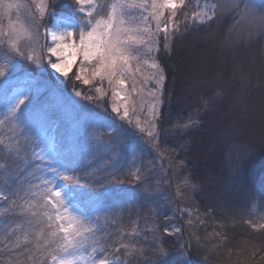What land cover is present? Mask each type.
Returning a JSON list of instances; mask_svg holds the SVG:
<instances>
[{
  "label": "trees",
  "instance_id": "obj_1",
  "mask_svg": "<svg viewBox=\"0 0 264 264\" xmlns=\"http://www.w3.org/2000/svg\"><path fill=\"white\" fill-rule=\"evenodd\" d=\"M198 1L187 0L178 11L176 23L180 31L172 33L167 41L170 44L169 50L165 49L166 41L162 39L159 55L167 71L159 143L165 156L174 165L178 180L189 183L190 203L204 215V224L189 228L180 218V222L183 221L180 233L186 234L184 230L188 228V250L196 264H264V227L253 230L251 225L254 220L262 218L264 209V199H261L264 197V137L261 129L251 130L250 126L261 112L258 98L262 96L263 100L264 89L254 85L256 78L251 75L252 69L242 64L237 65V70L234 68L235 64L230 65L228 71H216L214 67L207 71L200 69L198 76L189 82L190 63L184 53L185 46L189 43L201 49L217 38L223 39L226 36L230 39L231 47L236 44L244 45L248 57L254 56L251 51H255L257 65L260 47L256 42L264 39V29L255 28L251 35L248 28L244 32L232 29L235 25L238 27L239 22H249L246 16L242 17V4L264 14V0H240L239 9L218 11L215 18L205 23L192 18ZM52 8L58 16L71 15L73 2L58 7L52 4ZM53 21L49 18L47 25ZM229 28L231 33L240 32V37L230 36L227 33ZM24 65L30 71L33 70L29 62L25 61ZM261 73L258 80L263 81L264 72ZM217 75L218 79L214 80ZM235 77L236 84H227L228 80L232 81ZM189 86H192L190 91ZM242 86L245 98L237 102V90ZM46 94L48 92L44 91L38 97L43 101L40 105L43 109V130L51 143L59 145L65 158L77 161L79 167L75 175L78 183L73 184L75 194L93 216L99 217L98 222L103 224V232H108L106 237L110 239L115 235V230L118 232L127 214L136 216L138 213H151L149 205L154 202L152 197L128 198L125 194L126 188L137 185L130 173L121 180H110L109 184L96 178L97 172L92 167L97 163L93 158L95 156L88 152H78L79 143L71 137L65 125V114L56 102L44 100ZM218 94L221 96L217 99ZM38 98L37 102L40 100ZM252 107L255 111L251 113ZM226 111L228 113L223 115ZM29 114L25 109L22 116L28 141L22 140L20 145L25 150H32L36 144L29 137V130L35 129L37 122ZM189 123L190 126L186 128L185 125ZM23 154L24 152L10 154L0 148V162L3 163L0 165V184L9 192L27 190L30 185L38 182L33 179L32 173L35 165L42 166V163H26L25 159L22 162ZM218 192H224L226 198H223L224 195L214 197ZM227 203L235 207L227 206ZM1 206L7 207V202L0 201ZM122 208L127 211L126 215ZM148 215L150 217L152 214ZM21 217L15 214V218ZM216 220L220 225L216 224ZM158 221L162 227L167 223V219L161 215L158 216ZM172 238L175 236L165 234V243Z\"/></svg>",
  "mask_w": 264,
  "mask_h": 264
},
{
  "label": "rangeland",
  "instance_id": "obj_2",
  "mask_svg": "<svg viewBox=\"0 0 264 264\" xmlns=\"http://www.w3.org/2000/svg\"><path fill=\"white\" fill-rule=\"evenodd\" d=\"M47 2L49 10L54 11L52 8L53 0H47ZM72 2L74 4L72 0H63V3L59 5H70ZM186 2L187 0H185V4ZM208 3L219 4L220 7L216 9L218 13V11H228L235 8V5L241 3V1L199 0L194 13L204 11V5ZM17 5H27L28 7H17ZM242 6L243 10L247 9L248 12L256 16L261 15L250 6L244 4ZM181 7L178 6L175 9L176 16ZM29 12L36 13L33 0H0V31L7 32L10 25L19 27L30 23L28 19ZM171 12L172 10L165 9L164 17L161 20L162 27L165 22L168 23L170 37L173 33V25H178L176 16L169 20ZM132 14L136 17L137 22L141 21L142 12L140 9H134ZM48 19L46 16L41 24V44L45 46L51 45V38L43 34V29L52 27L54 24L53 21L52 24L47 25ZM194 21L198 22V20ZM148 23L155 31V22L149 18ZM237 24L238 27L235 25L232 30L238 29L240 32H244L245 29L248 28L249 30L250 28V22L242 21ZM227 31L232 37H240V32L231 33L230 28ZM220 38L207 46H202L201 49L195 48L191 43L185 46V58L190 63L189 69L191 72L188 81L190 82L198 76V70L200 69L207 71V69L214 67L216 71H228V67L235 64L234 68L237 70V65L242 64L248 66L250 70L252 69L251 75L256 78L254 85L264 89V80H258V77L262 74L261 72H264V39L256 42L260 47L258 48L257 60L259 63L256 65L255 51H251L254 56L248 57V51L244 45L236 44L231 47L230 39L226 36L223 39ZM162 39H164L163 31L160 32L158 37V49L154 46L151 58L142 57V62L139 64L133 61L132 67L123 77L125 83L122 85L118 84L116 79H113L110 83L107 78L95 76L93 74L96 67L94 59L82 61V57H78L67 76L56 73L46 63L45 57L49 55L46 47L36 50L35 54L41 58L39 65L26 58L18 57L15 61L17 66L10 70V79L23 80L27 78V80H31L29 82L35 90L32 103L26 108L30 112L28 116L37 122V124L35 123L36 128L29 130V137L33 139L32 143L36 142L35 145L38 144L39 147L45 148V150L51 144L48 135L43 130L44 125H42L43 113L41 111L43 109L40 105L43 101L38 98L44 91H47L48 94H46L44 100L56 102L62 109L65 114V125L69 129L71 137L79 143L78 152L81 154L88 152V154L95 156L93 158L97 163H94L92 167L94 172H97L95 174L96 178L102 183L109 184L110 180H121L126 174L130 173L137 181V185L125 189L128 198L134 196L153 198L154 202L149 205L151 213L148 214H152L150 217L148 214L144 215L142 213H138L136 216L127 214L123 226L118 232L115 230V235L112 238L108 239L106 237L108 232L102 231L98 234L104 238L101 240V245L105 246L104 250L108 256L110 258L113 255L119 257L114 264H196L190 257L186 234H188L190 226L204 224V215L190 203L189 183L178 180L174 165L165 156L159 143L160 115L164 103L163 88L167 74L166 68L159 58ZM144 60H147V62H143ZM25 61L30 63L33 68L32 71L24 65ZM153 62L158 63L159 68L163 69L165 79L160 88H157L154 81L146 79L158 72L157 69L151 67ZM81 69L84 71L81 72ZM78 74L81 79L76 78ZM85 78L88 79V84L84 83ZM236 78L232 81L228 80L227 84L228 82L232 85L236 84ZM213 79H218V75ZM191 87H188L189 91ZM97 88L100 89L99 92ZM237 91V102H240L245 98L243 94L244 86ZM77 92L80 95H77ZM220 96L221 94H218L216 98L218 99ZM88 97H91V99H88ZM37 98L40 99L38 102ZM261 99L262 96L258 98L259 105H261L259 117L255 118L250 126L251 130L261 129L264 137V97L263 100ZM113 107L118 108L119 112H114ZM125 107L128 110L127 117L123 115ZM252 111H255L254 107L250 109L251 113ZM4 112L3 93L0 91V114ZM226 113L228 111L224 112L223 115ZM21 121L25 124L23 117H21ZM11 127L12 125L6 122L3 129H0V135L6 138L10 136L9 129ZM16 132L20 133L19 143H22V140L28 141L26 127H23V131L16 128ZM41 141H44V143H40ZM20 152H24L22 162L24 159L26 163L39 161L36 159L38 153L34 155V146L32 150H25L21 147ZM0 165H3V163L0 162ZM137 169H139L138 172ZM136 176H139L140 179H136ZM178 190L180 194H178ZM214 195V197H223L224 192H218ZM223 198H226L225 195ZM227 206L235 207L233 204L228 203ZM123 208L124 215H126L125 212L127 211ZM7 213L6 215L3 212L0 213V264H51L50 257L41 260L38 252L36 256L32 255L36 251L37 239L35 232L39 231V227L35 229V232L29 231L28 241L22 244L20 248H11L9 241L14 242L18 236H22L23 232L28 231V229L23 224L24 217L15 218V214ZM160 215L162 218L167 219V223L163 227L161 222L158 221ZM180 218L188 227L185 229L186 231L184 230L186 234L183 235L174 231L175 228L180 229V226H183V221L180 222ZM215 222L220 225L218 220ZM98 224L101 228L103 227V224L99 222ZM17 225H20V227L18 228ZM251 225L253 230L264 227V209L262 210V218L254 220ZM166 228L167 232L165 231ZM165 234H170L175 238L168 239V242L165 243ZM40 242L42 243V241ZM121 244H134L137 249L141 250L142 255L128 257L125 255V249L123 248L120 252H115V249ZM101 258H103V254H98L97 259Z\"/></svg>",
  "mask_w": 264,
  "mask_h": 264
},
{
  "label": "snow or ice",
  "instance_id": "obj_3",
  "mask_svg": "<svg viewBox=\"0 0 264 264\" xmlns=\"http://www.w3.org/2000/svg\"><path fill=\"white\" fill-rule=\"evenodd\" d=\"M33 3L36 13L29 12L30 23L19 27L10 25L7 32L0 31V91L3 93L5 108V112L0 114V129H3L6 122L12 125L10 136L6 138L0 135V148L10 154H18L21 150L18 139L20 133L16 132V128L23 131L21 117L35 96V90L27 78L10 79V70L17 66L16 58L23 57L39 65L41 58L35 54L36 50L46 47L49 54L45 57L47 65L64 76L71 71L78 57H82V61L94 59L95 76L107 78L110 83L116 79L122 85L125 83L123 77L132 67V62L139 64L142 57L151 58L154 46L158 49L161 31L166 41L164 47L170 49L167 43L171 35L168 23L161 26L164 10H172L171 20L176 16L175 9L183 6L185 0H74L72 14L63 16L50 11L47 0H33ZM53 3L58 7L63 0H53ZM218 7L220 5L217 3L205 4L204 11L193 13L192 18L199 23L211 21L217 16ZM235 8L239 9V4ZM134 9L142 12L140 22L132 14ZM241 14L249 19V35L255 28L264 29V14L256 16L247 9L241 10ZM46 16L54 20L52 27L43 29V34L51 38L50 46L41 44V24ZM149 18L155 22V31L148 23ZM172 31L179 33V26L173 25ZM151 67L158 72L146 79L154 81L157 88H160L165 79L163 69L155 62ZM76 78L81 79V76L78 74ZM84 83H89L87 78ZM97 91L100 89L97 88ZM76 94L80 95L79 92ZM113 111L119 112V109L113 107ZM123 115L128 116L127 107ZM190 123L185 127H189ZM34 147V155L38 153L36 159L43 165H35L32 173L33 179L38 182L30 185L27 190L17 192H9L4 185H0V201L7 202V207L0 208V212L24 217L23 224L28 229L14 242L9 241L11 248H20L28 241L29 231L35 232L39 227V231L35 232L36 251L32 255L36 256L38 252L41 260L50 257L51 264H114L119 257L113 255L110 258L104 250L105 246L101 245L104 238L98 235L103 231L98 224L99 217L93 216L75 194L73 184L78 183L75 175L79 167L77 161L65 158L56 143L49 144L47 150L38 144ZM136 179L140 177L136 176ZM174 231L180 232V229L175 228ZM121 248L125 249L128 257L142 255L134 244H121L115 252H120ZM98 254H103V258L97 259Z\"/></svg>",
  "mask_w": 264,
  "mask_h": 264
}]
</instances>
